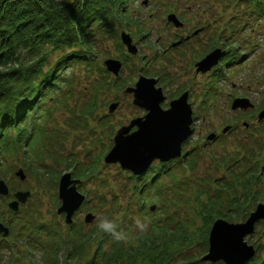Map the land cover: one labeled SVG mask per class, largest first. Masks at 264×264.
Wrapping results in <instances>:
<instances>
[{
    "label": "rangeland",
    "instance_id": "1",
    "mask_svg": "<svg viewBox=\"0 0 264 264\" xmlns=\"http://www.w3.org/2000/svg\"><path fill=\"white\" fill-rule=\"evenodd\" d=\"M124 1L127 2V16L115 21V31L119 38L123 31L130 34L142 47V53L131 61L128 57L132 56L126 54L124 46L114 39L109 29L97 32L92 41L97 55L92 74L88 75L83 67L67 68L64 77L75 78L72 97L65 103H61L63 100L59 98L55 102H47L44 110L50 114L35 115L23 123L30 141L27 144L23 141L14 155L8 153L2 158L0 180L8 183L12 194L22 190L30 191L32 196L18 215L5 208L11 197L0 200V221L1 217H7L12 231L7 238L10 242L0 249V264H32V259L38 261L42 254L39 242L49 240L46 229L53 230L52 227L61 228L65 236L71 231L89 236L98 232L100 219L106 216L114 221V228L122 225L124 232H129L132 238L147 234L151 222L171 227L176 233L186 229L195 235L204 227L200 213L205 207L223 215L234 213L230 201L239 198L246 202V207L240 211L241 219L234 221L243 222L247 210L253 212L258 205L250 197L254 195L259 201L264 200V175L251 187L246 183L248 174H245L247 169L253 174L258 167H264V121L259 120V114L264 110V18H259L257 13L252 14L245 4L234 0ZM173 14L186 24L183 31L168 22V17ZM194 26H207L199 44L211 43L223 48L226 53L223 64L208 75H197L193 67V61L201 50L197 47L195 52L193 48L171 55L169 62L161 61L150 74L169 73L172 82H163L169 98L192 85L189 102L195 118L194 134L183 150L190 152L191 159L187 162L194 159L197 162L192 167L178 163L164 174L162 180L157 178L160 184L147 185L128 171H123L119 165H105L104 162L114 145L117 131L142 114L124 94V89L119 88L121 83L114 82L112 74V88L99 93L96 117H87V127L83 112L91 101L94 85L103 80L104 74L98 68L105 69L106 60L117 59L129 65L123 73L126 79L123 82L132 86L138 75L147 69L148 60L159 58L157 54L161 46L170 43L176 35L188 33ZM158 41H161L160 47ZM195 53L196 56L191 55ZM143 56L147 57L146 63ZM238 98L249 100L254 107L233 111L232 103ZM116 102L121 105L110 115L109 106ZM108 115L107 120L99 123L100 118ZM227 128L229 131L224 133ZM213 134L217 138L210 142L208 138ZM25 152L28 155H24ZM37 155L45 158L49 170L42 183L30 170L31 165L37 167ZM95 161L99 171L96 179L87 181L73 175L77 167L89 168ZM20 169L25 171L26 181L22 182L15 176ZM66 173H72L74 180L83 182L78 190L87 197L81 212L74 218L76 226L73 230L57 214L61 205L59 182ZM235 176L240 177V183L235 182ZM137 185H146L142 197L135 189ZM217 201H220L218 206L215 204ZM154 206L156 210L152 211ZM87 214L96 217L93 224L85 223ZM138 217L147 222L143 230L137 228ZM218 219L229 221L225 217ZM246 241L257 250L255 260L264 261V222L256 225L255 233ZM91 247L94 252L97 239ZM186 253L183 256H201V262L207 254L202 256L203 249L199 246Z\"/></svg>",
    "mask_w": 264,
    "mask_h": 264
},
{
    "label": "trees",
    "instance_id": "2",
    "mask_svg": "<svg viewBox=\"0 0 264 264\" xmlns=\"http://www.w3.org/2000/svg\"><path fill=\"white\" fill-rule=\"evenodd\" d=\"M234 1L245 4L252 14L257 13L259 18H264V0ZM61 2L62 0H57V6ZM49 3L50 0H0V29H6L3 35H0V93H2L0 107L11 109L14 107L12 101L24 102L25 100L31 105L27 108L23 120L0 128L2 133L0 172L4 155L8 153L14 155L19 151L23 141H26V144L30 141V138L26 136L27 129L24 125L26 121L33 119L35 115L40 117L48 113L44 110L47 102H55L59 98L58 100H63L61 103H65L72 97L75 78L74 76L64 77L66 69L78 66L85 68L88 75L92 74L97 57L92 46L96 33L107 28L121 45L115 31V21L127 16L126 1L78 0L72 18L45 20L43 10L49 7ZM21 20L30 21L29 26L25 27L21 24ZM98 69L104 77L101 82L94 85L91 101L83 112L85 127L88 126L87 117L94 119L96 117L99 93L102 94L106 89L112 88L110 74L104 68ZM119 88L125 89L124 83H121ZM65 90H67L66 93H64ZM108 118L109 116H105L98 121L104 122ZM18 130L20 135L16 138L13 134ZM24 155L28 153L25 152ZM196 162L195 159L193 164ZM223 164L225 165V162ZM97 168L98 163L95 161L89 168L77 167L73 175L76 178L91 181L99 175ZM30 170L37 181L42 183L43 176L49 172L45 165V158L37 155V167L31 165ZM249 171L248 169L245 171V174H248L246 183L252 187L256 181L264 177V167H258L253 174ZM234 178L236 183H240V177ZM145 188L146 185H137L135 189L142 197ZM250 198H253L258 205L260 204L254 195ZM3 199L0 197V200ZM219 202L215 204L218 206ZM230 207L234 213L225 215L205 207L200 213L204 227L195 235L190 234L186 229L176 233L171 227L162 226L158 222H151L147 234H138L134 238L129 232H124L122 225H117L112 234L99 229L96 233L98 238L96 234L83 236L80 232L65 236L61 228L52 227L53 230L46 229L49 240L39 242L42 244L40 259L31 261L32 264H204L200 261L201 256L190 258L187 257L186 252L194 246H199L203 249L202 256L207 253L213 223L221 217L227 218L229 222L241 219L240 211L246 207V202L235 198L230 201ZM5 208L7 209V206ZM251 212L247 210L242 218L243 222L247 221ZM1 221H5L4 217H1ZM163 221L165 223L166 220ZM115 233L126 234L128 239L117 240ZM96 239L97 248L95 247L93 252L91 244ZM184 253L186 254L183 256ZM249 264H264V261L256 259Z\"/></svg>",
    "mask_w": 264,
    "mask_h": 264
},
{
    "label": "snow or ice",
    "instance_id": "3",
    "mask_svg": "<svg viewBox=\"0 0 264 264\" xmlns=\"http://www.w3.org/2000/svg\"><path fill=\"white\" fill-rule=\"evenodd\" d=\"M77 2L78 0H62L57 6V0H50L49 7L43 10L45 20H49V18L53 20L72 18V14L76 11ZM21 24L27 27L30 21L21 20ZM5 31L6 29H0V35H3ZM66 34L70 35V33ZM209 59L215 63L212 57ZM209 68H211V64H209ZM132 91H134L135 101H139V104H136L147 109V114L141 120L139 129L132 132L131 135L129 132L132 130L125 127L128 130L120 133L119 141L116 139L112 153L115 159L128 165H134L145 157L154 158L161 156L166 151H171L174 142L183 138L188 123L187 113L181 102H177L175 106L165 104L162 107L164 101L162 92L156 90L154 83H151L150 80L144 79L142 83L140 79ZM11 103L14 104L11 109L0 107V128L23 120L27 108L31 107L27 100L24 102L12 101ZM158 127L163 129V134L159 136L157 135ZM66 176L68 181L64 184L65 204L70 208L78 207L82 196L77 193L74 186L69 188L71 178L70 175ZM260 204L264 206V200H261ZM257 212L264 216V207L257 209ZM246 235L247 227L240 221L216 223L211 229V248L205 259L213 261V264H221V262L247 264L254 252L245 239Z\"/></svg>",
    "mask_w": 264,
    "mask_h": 264
},
{
    "label": "water",
    "instance_id": "4",
    "mask_svg": "<svg viewBox=\"0 0 264 264\" xmlns=\"http://www.w3.org/2000/svg\"><path fill=\"white\" fill-rule=\"evenodd\" d=\"M145 3H147V2H145ZM168 21L170 23L174 24L176 27L182 26V23L179 21L178 17L174 14L170 15L168 17ZM121 42L123 43L124 46H126L128 52L131 55L136 56L138 54V52H139L138 47L136 45H134L133 38L130 34L123 31L121 33ZM224 55H225V53H223L221 50L213 51L202 62L197 64L198 71L204 72V73L211 71L214 67H216L218 65L220 59ZM209 57H212L215 60V63H212V60H210ZM209 64H211V68H209ZM104 65L106 67V70L109 73L114 74L117 77L119 76V74L122 70V66H123L122 62L119 60H116V59H108L105 61ZM140 79H141L142 83L144 82V79L149 80V79H146L144 77H141ZM140 79H139V81H140ZM150 81H151V83H154V88H155L156 82L154 80H150ZM132 89H134V87L128 88L125 91V93L129 94V95H133L134 105L140 107L139 105H137V104H139V101L138 100L135 101V95H134V91H132ZM177 102H181L183 104V106L186 110V113H187L188 123H187L186 131L183 135V138L180 139L179 141L174 142V146H173L171 151H166L161 156H156L154 158L145 157L143 160H141L140 162H138L134 165H128L126 163L123 164V163H121L120 160L115 159V157L112 153H113V149L115 147L116 139H117V141H119L120 133H123V132L128 130L125 127L132 129V128L137 126L139 129V124H141V120H138V121L131 122L129 126H124L120 130L117 131V134L114 138V146L111 149V151L108 153V155L105 157V160H104L105 164L106 165H120V167L123 171H129V172L133 173L135 176H141V175L145 174L150 169L151 165L155 161H160L161 163H169L173 160L181 158L182 157L183 144L186 141H188L190 136L192 135L191 126L193 124V120H192L193 111H192L191 106L188 104V93L184 94L180 99L173 101L171 104H173L175 106V104ZM253 107H254V105L249 100L238 98V99H235L234 102L232 103L231 109L233 111H237V110L246 111V110L252 109ZM118 108H119L118 103L111 104L109 106V114H111V115L114 114ZM149 119H151V117H149ZM259 120L260 121L264 120V110L259 114ZM227 131H229V128L224 130V133H226ZM162 134H163V129L158 127L157 128V135L159 136ZM129 135H131V134H129ZM216 137L217 136L213 134V135L209 136L208 140L214 141L216 139ZM149 160H150V162H149ZM15 175L22 182L26 181V179H27V175L23 169H20ZM66 175H70V178H71V183L68 185L69 188L74 186L76 188L77 193L80 196H82V199L79 201L78 207L70 208V207L66 206V204H65L64 184L66 181H68V177ZM81 184H82L81 180H74L73 179L72 173H66L60 179V182H59V200L61 201V206L58 209L57 213H58V215H65L66 216L65 217V223L67 225H72L74 223L73 218H74L75 213L80 210V208L83 206V204L86 201V196L83 195L82 193H80V191L78 190V186ZM10 194H11V189H10V186L8 185V183L5 180H0V197L9 198ZM31 196H32V193L30 191H18L16 193H14V195H13L14 199L8 204L9 210L15 214H18L21 210V206L27 204V202L31 198ZM260 207H264V206H261V204H259L257 206L256 210L250 215L248 220L246 222H241L242 224L246 225V227H247V235H246L245 239L248 236L253 235L255 233L256 225L259 222L264 221V216L259 215L257 212V209H259ZM151 210L155 211L156 206L152 207ZM95 221H96V217L94 215H92V214L86 215V217H85V223L86 224H93ZM221 222L228 223V221H226L224 219H218L217 221L214 222L212 228L214 227V225L216 223H221ZM10 234H11L10 228L7 227L4 223H0V235H2L3 238H8L10 236ZM250 247L252 248L254 255H252L251 258L247 261V264L250 263L251 261H253L257 255V251H256L255 247L254 246H250ZM210 248H211V231H210V235H209V252H210ZM209 252H208V254H209ZM207 255H205L202 258V262L213 264V261L205 259V257ZM222 263L226 264V262H222Z\"/></svg>",
    "mask_w": 264,
    "mask_h": 264
},
{
    "label": "flooded vegetation",
    "instance_id": "5",
    "mask_svg": "<svg viewBox=\"0 0 264 264\" xmlns=\"http://www.w3.org/2000/svg\"><path fill=\"white\" fill-rule=\"evenodd\" d=\"M174 27L177 30L183 31L185 29V27H186V24H183L182 23V26L181 27H176V26H174ZM207 29H208L207 26H205V27L203 26L201 28L200 27L196 28V26H194V27L190 28V30H189L188 33H186L184 35H176L175 38L170 41V43H167L164 46H161V41H158L157 45H159V47L161 46L160 48L157 46L159 48V53L157 54L159 56V58L158 57L157 58H150L148 60V62H147V69L146 70L144 69V72L143 73H140L138 75V78H136V81L134 82L135 84L133 83L134 85H132V86L126 85V83L123 82V81L126 80V79L123 78V73H124L125 70H128L129 65H124L123 61L120 60L122 62V64H123L122 70H121V72H120V74H119L118 77L112 74L114 76V78H115L114 79V82H116V83H124V85H125L124 94H125V90L127 88H130V87H135L136 83L139 81V79L141 77H144V78L149 79V80H154L156 82L155 89L156 90H161L162 91V95L164 97V101L162 103V107L165 104H171L173 101H176V100L180 99L186 93H188V104L191 106L189 100H190V96H191V93H192V91H191L192 90V85H190V87H187V86L184 87L182 93H178L177 95L173 96V98H169V95L167 94L166 89H165L164 84H163V82H166L168 80H171L170 82H172V79L170 78L169 73L166 72V71H163L162 73L157 74V75L150 74V73H152L155 70L156 65L157 64H160L161 61L164 62V63L169 62L168 61L169 60L168 57H170L171 55H173V54H175L177 52H181V51L187 52V51L192 50L193 48H195L193 52H195L198 49H201L198 52L199 53L198 58H195L194 61H193V67H194V70H196L195 73L197 75H208L215 68L220 67L223 64V60H224V58L226 56V53L220 59L218 65L215 68H213L211 71H209L207 73L199 72L198 71L197 64H199L200 62H202L214 50L219 49V50H221L224 53V51H223L224 49L218 47L215 44H213V45H211V43L210 44L204 43L203 45L202 44H199V42L202 41V39H203L202 36L207 31ZM133 42L138 47V50L140 52V53L138 52V54L136 56L130 55L128 53V51H127V48L125 46L123 47V48L126 49L125 50L126 51V54L128 56H132V57H128V59H130L131 61L134 60L133 57H138L139 54L142 53V47L138 46L134 40H133ZM197 47H200V48L197 49ZM196 53L195 54H191V55L196 56ZM185 56H187V53H186ZM143 59H144V62L146 63L147 57L146 56L145 57L143 56ZM149 68H150V71H149ZM129 70L131 71L132 69H129ZM142 70H143V68H142ZM142 70L140 72H142ZM171 73L173 74V72H171ZM170 82L168 81V83H170ZM126 96H128V98H130L132 100L133 106L135 108H137L140 112H142V114H139V115L135 116L132 120H130V122L127 124V126H129L130 123L133 122V121L143 120L145 118L146 114H147V110L134 105V97H133V95L126 94ZM116 103H118L119 106L121 105L120 102H116ZM192 120H193V124L191 126V128H192V135L190 136V138L194 134V122H195V118H194L193 115H192ZM123 126H125V125H123ZM131 130L132 131H130L129 134H132V132H134L135 130H138V127L136 126V127L132 128ZM19 135H20V131L18 130V131L15 132V137L18 138ZM188 141H186L183 144V148L188 143ZM189 154H190V152H184V150H183V156L181 158H179V159L173 160V161H171L169 163H161L160 161H155L151 165L150 169L145 174H143L141 176H134L132 173H130V174L133 177H135L136 180H138L140 182H146V184H152V183L157 182V183L160 184V182L157 181V180L158 179L162 180L164 174H166V172H168V170H171L173 167H175V165H177L178 163H181L182 162V163H185L186 167H192L193 161L195 159L194 160H190L189 162H187L189 159H191V156ZM156 168H158V170H156ZM81 210L82 209L80 208V210L75 213L74 218L81 212ZM59 216L62 219H64V221H65V217H66L65 215H59ZM74 218H73L74 223L72 225H67L65 223L72 230L76 226V222H75V219ZM4 220L5 221H3L2 223H5L6 225L9 226V219L7 217H5ZM11 233H12V231H11ZM73 233L74 232L71 231L69 234H73ZM9 242H10L9 239L3 238L2 235H0V249L5 248L6 244L9 243Z\"/></svg>",
    "mask_w": 264,
    "mask_h": 264
},
{
    "label": "clouds",
    "instance_id": "6",
    "mask_svg": "<svg viewBox=\"0 0 264 264\" xmlns=\"http://www.w3.org/2000/svg\"><path fill=\"white\" fill-rule=\"evenodd\" d=\"M137 228L139 229H145L147 222L143 220V218H137ZM99 228L107 233H114V221L109 219L108 217H102L99 222ZM115 238L117 240H127L128 237L126 234L123 233H115Z\"/></svg>",
    "mask_w": 264,
    "mask_h": 264
}]
</instances>
